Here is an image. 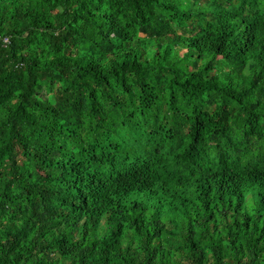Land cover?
<instances>
[{"label":"trees","instance_id":"obj_1","mask_svg":"<svg viewBox=\"0 0 264 264\" xmlns=\"http://www.w3.org/2000/svg\"><path fill=\"white\" fill-rule=\"evenodd\" d=\"M0 264H264V0H0Z\"/></svg>","mask_w":264,"mask_h":264},{"label":"built area","instance_id":"obj_2","mask_svg":"<svg viewBox=\"0 0 264 264\" xmlns=\"http://www.w3.org/2000/svg\"><path fill=\"white\" fill-rule=\"evenodd\" d=\"M8 41H9V39H8V38L4 39V42H5V43H7Z\"/></svg>","mask_w":264,"mask_h":264},{"label":"rangeland","instance_id":"obj_3","mask_svg":"<svg viewBox=\"0 0 264 264\" xmlns=\"http://www.w3.org/2000/svg\"><path fill=\"white\" fill-rule=\"evenodd\" d=\"M9 42H10V41H8L7 43H5V42H4V43H5V45H8V44H9Z\"/></svg>","mask_w":264,"mask_h":264}]
</instances>
